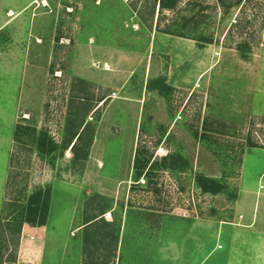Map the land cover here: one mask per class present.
I'll list each match as a JSON object with an SVG mask.
<instances>
[{"label":"rangeland","instance_id":"1","mask_svg":"<svg viewBox=\"0 0 264 264\" xmlns=\"http://www.w3.org/2000/svg\"><path fill=\"white\" fill-rule=\"evenodd\" d=\"M166 2L0 0V216L49 188L14 264L249 263L230 222L262 164L264 0ZM80 121L74 152L13 141Z\"/></svg>","mask_w":264,"mask_h":264},{"label":"trees","instance_id":"2","mask_svg":"<svg viewBox=\"0 0 264 264\" xmlns=\"http://www.w3.org/2000/svg\"><path fill=\"white\" fill-rule=\"evenodd\" d=\"M167 0H158V3L162 7H170L172 3L166 2ZM156 86L159 89L162 87L161 83L153 82L152 87ZM102 98L100 99V101ZM81 127V128H80ZM84 124L80 121L73 130L68 134L67 139H62L57 144L45 130H36L26 124H15L12 132L13 141L21 146L34 145L38 153H50L58 146L60 148L59 154L66 148H69L74 152L76 142L81 138V134L84 132ZM91 135V134H90ZM91 137V136H90ZM84 142L85 147L82 152L81 159L84 160L87 156V148L89 146L91 138ZM74 154V153H73ZM165 167H169V163L166 164L163 161ZM133 168L135 169V176L138 177L142 173V169L145 163H139L137 152L133 158ZM209 181V187H203L211 193L217 191L216 180L212 178L205 179ZM214 186V187H213ZM49 197V188L38 189L36 192L28 195L21 203H19L15 209H7L4 215L0 216V264H14L17 254L18 241L22 223L25 221L31 222L35 225H42L45 222L47 214V205Z\"/></svg>","mask_w":264,"mask_h":264},{"label":"crops","instance_id":"3","mask_svg":"<svg viewBox=\"0 0 264 264\" xmlns=\"http://www.w3.org/2000/svg\"><path fill=\"white\" fill-rule=\"evenodd\" d=\"M250 149L260 154L259 160L262 164L253 169V179L257 180L255 184L239 186L237 183L230 223L235 227L234 238L242 239V243L246 242L245 237L248 238V247L243 249L242 253L239 251L240 255L248 256L249 263L244 264H264V183H260V180L264 179V146H252ZM246 151L239 160L237 181L243 178L242 163ZM241 192L249 194L252 199L246 201V199L239 198L238 195ZM221 222L226 221L223 219ZM243 262L239 261L238 264Z\"/></svg>","mask_w":264,"mask_h":264}]
</instances>
